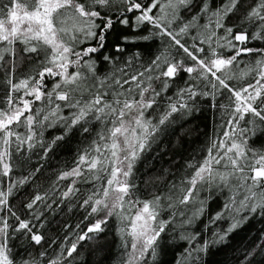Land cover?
<instances>
[{
    "label": "snow or ice",
    "instance_id": "obj_1",
    "mask_svg": "<svg viewBox=\"0 0 264 264\" xmlns=\"http://www.w3.org/2000/svg\"><path fill=\"white\" fill-rule=\"evenodd\" d=\"M242 10L240 23L229 24ZM129 14H133L131 22ZM116 23H131L134 32L144 33L121 36V43L115 45L117 53H124L127 44L155 43L153 57L140 63L141 54L136 52L121 64L119 56L104 54L98 61L96 56L106 51V37ZM252 42L264 44V0L0 3V84L5 86L0 97V212L15 217L18 230L39 245L44 236L33 231V221H40L43 227L45 211L76 197L81 192L78 181L90 184L80 207L86 211L84 219L93 217V221L72 235L71 242L58 245L59 251L46 264H72L79 255L80 242L98 239L110 218L119 222L121 264H148L157 256L165 229L170 224L179 228L194 224L204 214L206 203L197 199L199 192L215 187L227 189L230 195L210 223L225 219L226 213L230 223L203 243L193 244L190 251L186 249L181 254L185 260L178 264H186L193 253L226 245L229 235L248 219L240 215L242 210L264 214V150L249 145L250 139L264 133V47H250ZM134 61L138 65L135 71ZM100 62L110 65L108 71L98 72ZM24 63L30 67L21 73ZM182 74L188 77L186 86L176 91L175 98L167 97L159 111L162 93ZM46 81H51V87ZM154 82H159V90ZM197 96L227 100L219 105L222 116L227 117L221 125L224 131L210 140L201 161L186 165L191 173L170 184L167 193L140 199L135 165L175 123L174 117L191 113L193 105L188 101ZM153 112L158 115L153 117ZM93 122L101 125L95 138L79 153L74 166L57 176L58 181L69 182L59 193V203L49 192H37L24 204L30 218L16 216L9 199L29 184L40 168L13 179V151L39 146L43 159L74 128L88 133ZM57 125L61 134L43 140V132ZM21 128L24 132L18 131ZM190 204L198 207L186 216ZM165 210H171L167 220L160 218ZM178 216L184 219L177 224ZM8 228L6 215L0 216V264H16L7 245ZM198 237L199 232L181 234L189 243ZM64 239L69 238L66 235ZM256 248L264 251V237ZM253 255L255 248L244 252L240 264H251Z\"/></svg>",
    "mask_w": 264,
    "mask_h": 264
},
{
    "label": "trees",
    "instance_id": "obj_2",
    "mask_svg": "<svg viewBox=\"0 0 264 264\" xmlns=\"http://www.w3.org/2000/svg\"><path fill=\"white\" fill-rule=\"evenodd\" d=\"M6 0H0V3ZM255 2V0H251ZM133 14H129V20L132 21ZM243 16V10L238 16L232 17L229 24L240 23ZM247 25H242L246 27ZM144 34L143 32H134L131 27L123 26L119 23L114 24L112 31L107 35L106 51L97 54L96 59L100 61V57L104 54L111 56H119L121 64L126 58L133 56L136 52L141 54L140 63H146L156 53L157 45L155 43L139 42L135 45H124L126 51L117 53L115 45L121 43V36H135ZM250 47H264V44L252 42ZM245 60L250 59L244 57ZM30 67L27 63L21 65L20 72L24 73ZM243 67V65H241ZM110 65L100 62L98 64V72H106ZM138 65L133 62V71L137 70ZM142 70V69H141ZM187 76L181 75L174 83L170 84L168 90L162 93L164 97L160 101L161 108L167 104V97L175 98L178 89L186 86ZM51 87V81H46ZM154 87L159 90V82H154ZM4 85L0 84V97L4 94ZM193 105L190 114L181 117H174L173 123L167 130L160 135L159 139L154 143L149 151L142 154L141 159L134 167V178L137 185L136 195L142 199H150L153 195L167 193L169 185L183 180L191 173V169L186 165L193 161H201L206 156V149L210 144V140L214 136H219L224 128L221 127L226 122L227 117L222 116L220 104H227V100L218 97L212 101L210 98L197 96L193 101H188ZM213 104L217 105L213 107ZM35 108V106H34ZM65 115L67 111L65 110ZM153 117L157 116V112L152 113ZM99 122H93L89 125L90 131L83 133L74 128L71 133L60 141L58 146L50 152L47 157L41 158L43 150L37 146L36 148L19 153L13 151V179H19L23 175H27L35 168L39 167L40 171L35 174L31 182L21 186L20 190L10 197L9 204L12 211L20 219H29V211L25 209L24 204L31 199L33 194L39 192L50 193V198L54 195L59 203V193L68 185V181H58L57 176L62 171H66L74 166L79 153L88 148L96 133L100 130ZM24 132V129H18ZM61 134V126L48 128L43 132V140H51L54 136ZM249 145L257 150H264V133H258L254 138L249 140ZM81 192L71 200H65L59 204V207L53 205L52 209L45 211L43 219V227H40V221H33L36 227L33 231H38L44 236L41 244L37 245L32 242L28 234H24L18 230V221L11 214L0 212V216L7 218L9 228L7 245L10 250V257L16 264H22L25 260H36L37 264H46V260L56 255L59 251L58 245L71 242L72 235L82 232L85 226L93 221V217L85 220L86 211L80 207V202L88 194L91 188L90 184H81L77 182ZM229 191L227 189L217 190L212 187L207 190H201L197 196L198 200L206 201L204 206V214L196 219L192 225H185L183 228L170 224L165 233L161 234L159 248L155 260H148V264H178V261H184L182 253L189 251L193 244L203 243V240L211 238V235L217 229L223 230L228 227L230 220L226 218L211 224L210 221L220 212L223 204L228 202ZM135 198V197H134ZM198 207L196 204L187 206L188 211L185 215H191V212ZM43 208V205H41ZM171 210L161 212L162 219H169ZM241 216L247 215L248 219L245 223L234 230L228 237L226 245H217L210 247L206 253H193L188 258L186 264H240L243 253L251 251L255 248V255L250 257L251 264H264V251L256 248L264 237V214L257 210L256 213H250L242 210ZM97 219L99 217H96ZM184 217H177L178 224ZM79 225V228H76ZM207 226V227H206ZM119 222L115 218H110L105 231L98 239L92 241H82L78 246L79 255L72 261V264H121L122 252L121 237L118 233ZM201 234L196 241L189 243L181 239V234L197 233ZM68 241H65V236ZM55 240L56 244L51 242ZM51 244V247L49 245ZM41 253H47L42 256ZM75 255V254H74ZM198 257V258H197Z\"/></svg>",
    "mask_w": 264,
    "mask_h": 264
},
{
    "label": "rangeland",
    "instance_id": "obj_3",
    "mask_svg": "<svg viewBox=\"0 0 264 264\" xmlns=\"http://www.w3.org/2000/svg\"><path fill=\"white\" fill-rule=\"evenodd\" d=\"M237 200H239V196L237 197ZM134 211V210H133Z\"/></svg>",
    "mask_w": 264,
    "mask_h": 264
}]
</instances>
